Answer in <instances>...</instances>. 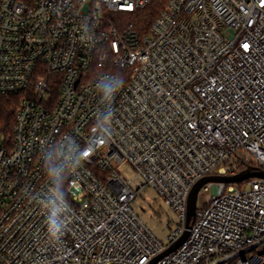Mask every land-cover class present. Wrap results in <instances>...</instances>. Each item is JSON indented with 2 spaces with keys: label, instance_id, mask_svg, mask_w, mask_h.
<instances>
[{
  "label": "built area",
  "instance_id": "obj_1",
  "mask_svg": "<svg viewBox=\"0 0 264 264\" xmlns=\"http://www.w3.org/2000/svg\"><path fill=\"white\" fill-rule=\"evenodd\" d=\"M151 1L0 0V95L24 94L0 135V264H148L198 180L264 172V0H166L140 33ZM146 189L177 215L168 245L131 207ZM199 192L155 264H264V177Z\"/></svg>",
  "mask_w": 264,
  "mask_h": 264
},
{
  "label": "rangeland",
  "instance_id": "obj_2",
  "mask_svg": "<svg viewBox=\"0 0 264 264\" xmlns=\"http://www.w3.org/2000/svg\"><path fill=\"white\" fill-rule=\"evenodd\" d=\"M128 177L133 174L129 170H125ZM211 193V190H210ZM206 192L197 195L196 206L200 208L206 203ZM132 209L142 219L165 245L170 242L169 235L174 231L178 224L176 213L167 207L163 200L159 198L157 193L152 189H146L141 195L137 196L131 203Z\"/></svg>",
  "mask_w": 264,
  "mask_h": 264
},
{
  "label": "trees",
  "instance_id": "obj_3",
  "mask_svg": "<svg viewBox=\"0 0 264 264\" xmlns=\"http://www.w3.org/2000/svg\"><path fill=\"white\" fill-rule=\"evenodd\" d=\"M165 2L166 0H152L150 4L139 12L135 21V28L140 33L147 32L151 21L159 10L164 7ZM23 95H0V135L2 142L7 146L10 145L15 112Z\"/></svg>",
  "mask_w": 264,
  "mask_h": 264
},
{
  "label": "water",
  "instance_id": "obj_4",
  "mask_svg": "<svg viewBox=\"0 0 264 264\" xmlns=\"http://www.w3.org/2000/svg\"><path fill=\"white\" fill-rule=\"evenodd\" d=\"M250 177H264V172L262 171H251V170H243L235 175L227 176V175H211L206 176L198 180L194 186L192 187L188 200H187V211H186V220H185V229L183 233L164 251H162L159 255L155 256L148 264H155L160 258L169 254L170 252L177 249L187 238L188 229L193 221L196 212V201L197 195L199 193L200 188L207 182H226V183H237L241 182Z\"/></svg>",
  "mask_w": 264,
  "mask_h": 264
},
{
  "label": "clouds",
  "instance_id": "obj_5",
  "mask_svg": "<svg viewBox=\"0 0 264 264\" xmlns=\"http://www.w3.org/2000/svg\"><path fill=\"white\" fill-rule=\"evenodd\" d=\"M123 82V81H122ZM111 88L110 86H108ZM54 198L51 199V213L49 216L50 226L48 228L49 235L53 241H59L63 231L59 227V225L56 223L55 217L63 210L61 203H58V201H61V196L59 193H54Z\"/></svg>",
  "mask_w": 264,
  "mask_h": 264
},
{
  "label": "snow or ice",
  "instance_id": "obj_6",
  "mask_svg": "<svg viewBox=\"0 0 264 264\" xmlns=\"http://www.w3.org/2000/svg\"><path fill=\"white\" fill-rule=\"evenodd\" d=\"M245 48H247L248 46L247 45H244Z\"/></svg>",
  "mask_w": 264,
  "mask_h": 264
}]
</instances>
